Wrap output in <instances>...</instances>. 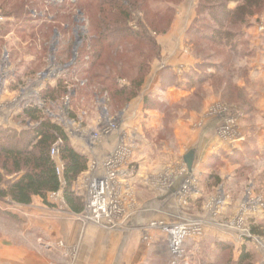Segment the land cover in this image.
<instances>
[{
  "label": "rangeland",
  "instance_id": "374dc122",
  "mask_svg": "<svg viewBox=\"0 0 264 264\" xmlns=\"http://www.w3.org/2000/svg\"><path fill=\"white\" fill-rule=\"evenodd\" d=\"M108 1L0 0V130L31 128L20 118L25 107H43L40 94L62 79L68 93L45 109L70 139L83 137L94 151L121 134L113 153L102 147V158L84 154L89 169L73 186L86 208L91 168L106 176L105 165L118 159L117 184L110 187L121 211L96 224L68 214L65 198L51 199L58 214L53 230L39 209L31 220L29 209L0 201V264H15L7 247L20 246L23 261L32 251L58 264L76 263L79 238H70L71 249L66 236L71 225L84 223L143 244L141 264H174L165 229L182 226L189 234L178 264H236L244 248L252 264H264V0ZM114 5L130 9L128 27L117 22ZM104 28L112 32L108 45L100 42ZM82 66L90 74L75 73ZM139 101L140 114L129 118ZM190 152L194 165L205 154L196 199L191 189L180 202L171 197L163 204L152 200L153 187L142 192L134 183L144 158L155 173H178L188 171ZM223 243L230 245L224 252Z\"/></svg>",
  "mask_w": 264,
  "mask_h": 264
},
{
  "label": "trees",
  "instance_id": "16d2710c",
  "mask_svg": "<svg viewBox=\"0 0 264 264\" xmlns=\"http://www.w3.org/2000/svg\"><path fill=\"white\" fill-rule=\"evenodd\" d=\"M105 1L110 4V1ZM203 1L206 4L211 0H202V5ZM114 6L119 11L118 17H116L117 22L120 26L128 27L131 20L130 9L126 6ZM241 8L239 12L245 13L246 8ZM224 10L226 9L224 8ZM171 11L172 9H169V12ZM99 24L101 25V21ZM120 28L125 32L127 31L132 38L137 35L132 29ZM107 30L112 33L110 28L100 29L101 36L104 37L103 41L100 39V42L106 45H108L109 39L108 34H106L108 33ZM215 33L217 34V32ZM81 72L90 74L91 67L82 66L75 69V73ZM65 82V80L60 79L56 86L47 85L45 87L44 92L40 94V100L44 103L43 107L36 103H31L25 107L20 118H25V124H32L31 128L22 131L11 128L0 130V201L19 206H29L35 197H39L46 204H49V195L63 192L72 211L77 214L82 213L84 207L73 192V186L88 171L89 158L74 148L66 128L50 113H46L45 109L48 102L56 103L62 98V95L68 93V84L66 85ZM134 95L136 93L132 94V97ZM68 115L75 117L70 111H68ZM58 143V159L63 166L62 177L57 171L58 162L52 156V149ZM220 248L224 252L230 248V245L223 243ZM236 264H252L250 254L245 251V248Z\"/></svg>",
  "mask_w": 264,
  "mask_h": 264
},
{
  "label": "crops",
  "instance_id": "0c3cea01",
  "mask_svg": "<svg viewBox=\"0 0 264 264\" xmlns=\"http://www.w3.org/2000/svg\"><path fill=\"white\" fill-rule=\"evenodd\" d=\"M147 94V93H146ZM141 101L137 102L135 105L132 106V111H130L128 115L129 118L136 117L138 114H140V109L138 107L140 106ZM119 137L121 134H117ZM119 137H117V143L116 139L112 140V144L110 145V139H106L105 143H102V146L99 148H96L94 151H90L86 149L85 142L83 140V137H76L73 136L71 138L72 144L74 148L82 152L83 154H91L93 157H103L104 151H102V147L104 150H106L107 153H113L116 147L120 145V142L118 141ZM107 141V142H106ZM221 146V144H220ZM222 147V146H221ZM227 147V146H226ZM229 147V146H228ZM227 147V148H228ZM109 148L112 150H109ZM224 148V147H223ZM215 149H217V146H215ZM214 150V149H213ZM218 150V149H217ZM111 151V152H110ZM205 153V152H204ZM104 154V155H103ZM109 154L106 156L108 157ZM208 154V153H207ZM205 155V154H204ZM204 155L201 157L195 159V165H193V171L189 172H175L172 170L165 171L164 169L160 170L163 172L162 174L158 172L155 173V170L153 169V166H150V162L147 161L145 158L141 162L140 168V174L138 178L134 181V183L138 182L140 189H142V192H152V187L155 189L156 196L152 198V200H158L161 201V203L164 204L166 203L167 200H170L171 197H177L178 201H181V190L182 187L187 179H191L192 186L196 184L195 187L192 188L191 193L193 192L194 199H196L200 194L198 190H200L199 186V175H200V169L202 168V165L205 161ZM105 157V158H106ZM99 158L103 162L104 159ZM158 163L156 162L154 166H157L160 168V164L157 165ZM166 173V174H165ZM161 174V175H160ZM96 175H102L101 172H96ZM162 176L160 180H158V176ZM186 179V180H185ZM198 181V183H197ZM127 185H123L124 187L128 186V183H124ZM202 188V186H201ZM153 194V193H152ZM64 193L63 192H58L56 194L49 195L48 202L49 204H46L41 198L35 197L33 200V203L29 206H20L25 209L30 210V217L33 220L35 218V212L37 211L36 209H39L42 211V216H46V222L45 225L46 227H49L53 230H56L57 224L55 223L57 218V215L55 213V206L54 202H51V199L62 203L64 201ZM151 201V200H150ZM83 202V200H82ZM182 203V202H181ZM19 206V205H18ZM83 211L81 215L84 214L85 211V202H83ZM28 210V213H29ZM67 212L68 214L72 215H79L75 212L72 211L70 206L67 207ZM35 215V216H34ZM32 226V223L29 225ZM89 226V227H88ZM92 225H71V232L69 237L66 236V241L69 245V248H74V246H70L72 244L73 239L70 238H79V245L78 249L79 251L77 252V255L79 257L78 262H73V263H68V264H141L146 262V252L144 250L143 244L137 242L135 239H132L128 237L129 235H123V237L117 236L116 239H113L114 236L116 235V232H112L109 229H101L98 226H93ZM28 227V226H26ZM26 229V228H25ZM63 232L66 234L67 228H62ZM120 233V232H119ZM126 232H123L125 234ZM115 234V235H114ZM127 234V233H126ZM122 236V235H121ZM220 235H218L219 237ZM65 237V236H64ZM222 239H226L228 241H231V236L229 233H224V236H221ZM65 241V242H66ZM137 242V243H136ZM7 247V246H6ZM7 251H14V263L15 264H58L57 262L53 261L49 255L43 254V253H34V252H29V256L24 258L27 259L26 261H23V254H24V247L20 246L18 248L14 247H7ZM27 254V253H26ZM10 256V254H9ZM11 257V256H10Z\"/></svg>",
  "mask_w": 264,
  "mask_h": 264
},
{
  "label": "built area",
  "instance_id": "2783aa9c",
  "mask_svg": "<svg viewBox=\"0 0 264 264\" xmlns=\"http://www.w3.org/2000/svg\"><path fill=\"white\" fill-rule=\"evenodd\" d=\"M58 144H55L52 149V156L56 158L58 162V174L62 177L63 174V166L62 163L59 161V148ZM118 159L115 160H109V163L105 166L108 167V173L106 176L102 175H96L97 172V165H93L90 172L92 174V179L90 183L88 184V202L84 211L83 218L85 220H91L95 222L96 224H101L102 221H104L106 218H109L112 214L118 213L120 206L116 202L115 194H114V187L111 191V187L114 184H117V172H115L113 169L115 168V162ZM108 162V161H107ZM187 172L186 169L183 170V173ZM191 179H187L182 187L181 190V199L190 192L192 189V183ZM113 192V195L111 194V202L110 204H107V200L109 197V193ZM121 211V209H120ZM165 231L169 232L171 235V248L174 252L177 259H180L183 255L182 246L184 243V239L187 238L189 234V229L186 226H182L180 228H169L166 227ZM180 243L181 248L178 250H174V244ZM176 261H174V264H178Z\"/></svg>",
  "mask_w": 264,
  "mask_h": 264
},
{
  "label": "water",
  "instance_id": "95a60500",
  "mask_svg": "<svg viewBox=\"0 0 264 264\" xmlns=\"http://www.w3.org/2000/svg\"><path fill=\"white\" fill-rule=\"evenodd\" d=\"M76 59V56L74 57V60ZM73 60V62H74ZM72 64V63H71ZM70 64V65H71ZM44 76H46V73H44ZM194 158H195V154L194 152H190L186 157H185V162L187 164V168L189 170V172L193 171V165H194Z\"/></svg>",
  "mask_w": 264,
  "mask_h": 264
},
{
  "label": "bare ground",
  "instance_id": "6f19581e",
  "mask_svg": "<svg viewBox=\"0 0 264 264\" xmlns=\"http://www.w3.org/2000/svg\"><path fill=\"white\" fill-rule=\"evenodd\" d=\"M174 248H175L174 250L180 249L181 248L180 243H175Z\"/></svg>",
  "mask_w": 264,
  "mask_h": 264
}]
</instances>
